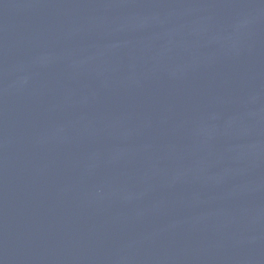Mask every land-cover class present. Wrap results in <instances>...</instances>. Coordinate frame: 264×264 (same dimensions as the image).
I'll use <instances>...</instances> for the list:
<instances>
[{"label":"water","instance_id":"1","mask_svg":"<svg viewBox=\"0 0 264 264\" xmlns=\"http://www.w3.org/2000/svg\"><path fill=\"white\" fill-rule=\"evenodd\" d=\"M0 264H264V0H0Z\"/></svg>","mask_w":264,"mask_h":264}]
</instances>
